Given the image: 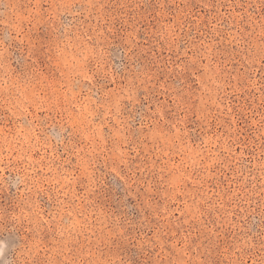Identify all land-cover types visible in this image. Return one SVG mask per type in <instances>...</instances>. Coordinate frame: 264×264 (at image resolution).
<instances>
[{
	"label": "rangeland",
	"instance_id": "rangeland-1",
	"mask_svg": "<svg viewBox=\"0 0 264 264\" xmlns=\"http://www.w3.org/2000/svg\"><path fill=\"white\" fill-rule=\"evenodd\" d=\"M0 217V264H264V0H0Z\"/></svg>",
	"mask_w": 264,
	"mask_h": 264
},
{
	"label": "snow or ice",
	"instance_id": "snow-or-ice-1",
	"mask_svg": "<svg viewBox=\"0 0 264 264\" xmlns=\"http://www.w3.org/2000/svg\"><path fill=\"white\" fill-rule=\"evenodd\" d=\"M30 51L32 52V54L36 55L37 58H39L40 55H41V53L44 51V44L41 43L38 48L35 47V46H33V48L30 49ZM48 58L50 59L51 57L49 56ZM88 71H91V69H88L87 71H84L83 72V78H84L85 81H88L89 83H91L92 76L88 75ZM2 219L3 218L0 217V220H2ZM4 227L6 228L7 225H5ZM6 239H7V243L9 245H11L13 243V241L11 240V238H6Z\"/></svg>",
	"mask_w": 264,
	"mask_h": 264
}]
</instances>
